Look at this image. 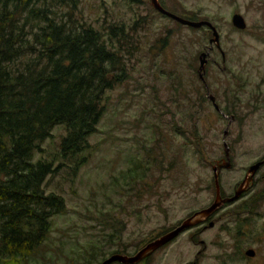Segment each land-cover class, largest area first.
<instances>
[{"label":"rangeland","instance_id":"374dc122","mask_svg":"<svg viewBox=\"0 0 264 264\" xmlns=\"http://www.w3.org/2000/svg\"><path fill=\"white\" fill-rule=\"evenodd\" d=\"M181 1L183 10L220 27L228 25L236 8L247 24L264 26L257 8L261 0ZM147 2L76 0L70 7H59L99 32L124 24L130 44L116 57L125 62V79L107 93L105 113L89 138L86 162L74 175L61 170L46 181V192L65 203L61 215L51 219L47 240L27 263L7 264H100L123 246L132 254L155 232L212 203L211 167L223 157L224 141L235 154L233 169L221 171L226 196L233 194L247 168L264 157V130L253 126L257 115L242 126L231 125L229 136L223 137L228 119L218 117L197 73L198 57L208 46L207 32L162 18ZM250 2L253 7L245 8ZM170 3V9L182 10ZM204 79L213 96V65ZM51 135L42 145L45 152L35 153V159L57 154L65 130L55 127ZM245 198L222 209L214 229L185 234L161 253L157 264H188L195 257L197 264H245L240 256L247 249H257L264 257V167ZM222 228H229L238 241L235 261L228 258L227 248L234 238ZM254 262L264 264L260 259Z\"/></svg>","mask_w":264,"mask_h":264},{"label":"trees","instance_id":"16d2710c","mask_svg":"<svg viewBox=\"0 0 264 264\" xmlns=\"http://www.w3.org/2000/svg\"><path fill=\"white\" fill-rule=\"evenodd\" d=\"M75 2L0 0V264L27 263L45 243L65 210L46 181L86 162L107 93L125 79L124 24L99 32L59 10ZM55 127L57 154L35 159Z\"/></svg>","mask_w":264,"mask_h":264},{"label":"flooded vegetation","instance_id":"af4514ba","mask_svg":"<svg viewBox=\"0 0 264 264\" xmlns=\"http://www.w3.org/2000/svg\"><path fill=\"white\" fill-rule=\"evenodd\" d=\"M170 2L174 3L176 6L181 7L182 10H178V8L170 9L168 7V5L171 6ZM261 2L263 3H259V6H257V8L260 11L262 10L261 13L262 15H264V0H261ZM158 3L167 12H170L178 17H181L185 20L192 22L207 21L215 29L216 41L213 44H210V40L212 38V31L209 27L202 26L199 29H193L188 26L180 25L174 20L168 18L167 16L155 11L150 5V0H148L147 2L153 13L157 14L158 16L168 19L178 24L179 26L189 30L207 32V36H209L207 37L208 46L203 47V52H208L209 54L207 57V64L205 66V74L208 67L213 65L215 71V91L213 95L214 104L211 103V101L208 98L207 99L212 104L216 114L220 119L222 120L228 119L227 127L225 130L226 133L224 131L223 137L229 136L228 129L231 125L242 126L248 119L254 117L255 115H257V119L256 121L253 122L255 123L253 126L255 127L256 130H264V26H255V25L247 24L248 23L247 19L244 17L243 13H240L239 9L237 8L230 14V21H228V25L220 27L215 25L210 20L203 19L200 15L194 12L189 14L188 10H183L182 7L183 4L181 0H158ZM252 5H253L252 2H250L249 4L245 3V8L248 7L251 9L253 7ZM236 16H240L241 20L237 18L235 19ZM225 28L227 29V31H223V29ZM202 83L204 85V89L207 96V90L209 92V88L206 82H202ZM224 143L225 141L223 142V157H221L219 160H215V164H213L216 166L229 167L220 170L219 183H220L221 171L233 169L232 162L234 161V155H235L233 153L232 148L227 143H225L226 144L225 147ZM263 160L264 157L262 156V158H260L254 164H252L247 168L244 178L240 183H238L234 187L232 195L230 196L224 195L220 186V194L222 199L235 197L236 192L240 188L242 189V192L233 202L229 204H224L219 211H217L210 218L205 220V222H202L201 224L191 227L189 229H186L184 232L179 234L173 240L160 246L153 252L148 254H141L134 264H157L158 257L162 255L161 253L165 251L167 248H169L171 245L179 241V239L188 232L194 231L195 233L194 232L192 233H194V235H197V234H202L207 230L214 229L217 224L216 217L218 213L222 209L230 205L236 204L239 201H243V199L250 193L252 188L255 186L257 174L264 167V164H262L257 169L255 174L251 178H250L251 175L248 173V169L257 163L262 162ZM214 198H215V191H214ZM183 221L184 220L180 221L178 224H176L173 227L170 228L167 227L165 229L155 232L153 234V237L140 243L137 246V248H135V251L132 254H128L126 252V247L123 246L124 248L122 247L121 250L111 252V254H109L106 258H104L100 264H102L105 260H107L108 258L114 255H122L127 257H132L137 255L148 244L161 239L163 236H165L169 232L179 227V225ZM222 231L225 232L229 237L231 236V231L229 228H222ZM194 235L191 236V242H195ZM115 238L120 239V236H115ZM231 238H234V241L227 248L230 249L231 251L230 254L228 255V258L232 260L234 256L237 255L238 241L235 240L234 235L231 236ZM200 244L204 245L203 248L204 250L206 248L205 243L203 241H200ZM248 251H252L254 255L252 257L247 256L246 253ZM200 254L201 252L198 253V255ZM243 256L245 258L241 260L242 262L245 261V264H255L254 261H257L258 259L261 260V263H264V257H260L258 255L257 249H247L245 250L244 255H241L240 257ZM225 257H227V255ZM198 262H199L198 258L195 257L194 261L192 263L189 262L188 264H197ZM111 264H121V263L113 262ZM164 264H167L165 263V260H164ZM168 264H172V263L168 261Z\"/></svg>","mask_w":264,"mask_h":264},{"label":"water","instance_id":"95a60500","mask_svg":"<svg viewBox=\"0 0 264 264\" xmlns=\"http://www.w3.org/2000/svg\"><path fill=\"white\" fill-rule=\"evenodd\" d=\"M150 5L152 6V8L155 11L159 12L160 14H163V15L167 16L168 18L174 20L175 22H177L180 25L188 26V27H191L193 29H199L202 26L209 27L211 29V31H212V38L210 40V44H213L216 41L215 29L212 27V25L209 22H207V21L192 22V21L185 20V19H183L181 17H178V16H176V15L170 13V12L165 11L160 6V4L158 3V0H150ZM236 18L241 20L240 16H236L235 19ZM208 55H209L208 52H203V53H201L199 55V68L197 70V73H198L199 79L202 82H205L204 81V75H205V66L207 64ZM207 98L211 101V103L214 104V98L208 92V90H207ZM225 133H226V131H225ZM224 146L226 147L225 143H224ZM262 164H264V160L262 162H259V163L255 164V165H253L252 167H250L248 169V173L251 175L250 178L255 174L257 169ZM223 168H229V167L228 166L227 167L216 166V165L212 166L215 198H214L213 202L211 203V205H209L207 208L201 209V210L193 213L190 217L185 219L179 225V227H177L173 231L169 232L168 234L163 236L161 239L148 244L137 255L132 256V257H127V256H122V255H114V256L108 258L107 260H105L102 264H111L113 262H119L121 264H134L137 261L138 257H140L141 254H148V253L153 252L154 250H156L160 246H162V245L170 242L171 240H173L175 237H177L179 234L184 232L186 229H189L191 227L197 226V225L201 224L202 222H205V220H207L214 213L219 211L223 207L224 204H229V203L233 202L239 196V194L242 192V189L240 188L236 192L235 197L226 198V199H222L221 198L219 174H220V170L223 169ZM210 226H211V224H210ZM246 254H247V256H250V257H252L254 255V253L252 251H248Z\"/></svg>","mask_w":264,"mask_h":264}]
</instances>
